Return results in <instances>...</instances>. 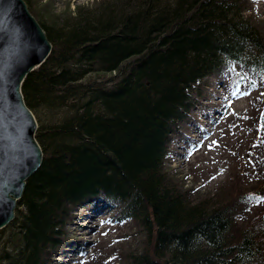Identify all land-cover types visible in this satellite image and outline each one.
I'll list each match as a JSON object with an SVG mask.
<instances>
[{"label": "trees", "instance_id": "16d2710c", "mask_svg": "<svg viewBox=\"0 0 264 264\" xmlns=\"http://www.w3.org/2000/svg\"><path fill=\"white\" fill-rule=\"evenodd\" d=\"M247 7L139 0L94 20L77 7L69 26L42 28L57 48L25 75L21 94L32 113L38 105L69 113L36 129L41 164L0 229V264H50L77 209L98 200L143 234L127 264H264V202L256 200L264 198V105L261 115L256 107L242 117L246 129L260 127L248 188L226 187L207 207L164 169L171 136L204 97L205 78H232L229 92L245 80V90L262 89L255 83L264 77V36L243 18ZM91 72L112 74V83H83Z\"/></svg>", "mask_w": 264, "mask_h": 264}, {"label": "rangeland", "instance_id": "374dc122", "mask_svg": "<svg viewBox=\"0 0 264 264\" xmlns=\"http://www.w3.org/2000/svg\"><path fill=\"white\" fill-rule=\"evenodd\" d=\"M23 1L40 26L48 29L69 26L74 21L77 7L86 12L90 20H94L104 9L111 12L120 10L123 3L132 5L139 2ZM246 1L248 7L242 13L243 18L254 24L264 36V0ZM49 43L51 50L57 48L53 42ZM111 75L91 72L84 76L82 82L109 86L112 83L108 81ZM223 80L222 77L213 76L203 80L204 97L197 102L186 124L181 125L180 132L171 136L164 160V169L174 184L188 192L192 203L202 202L207 207L216 206L222 201L226 187L242 185L248 188L250 178L246 169L260 127L254 123L246 129L242 117L254 112L256 107L261 115L260 107L264 105V77L255 83L258 84L257 88H262L259 94L258 90H245L246 80L243 89L229 92L225 86L232 78ZM68 113L67 107L49 108L43 105H38L33 111L37 127L43 128L60 121ZM259 115L256 117L260 121ZM249 122H254L253 117ZM116 218L115 209L100 200L77 209L67 225L68 243L50 264H127L143 245L144 237L133 222L116 221ZM3 234H0V246L5 239Z\"/></svg>", "mask_w": 264, "mask_h": 264}, {"label": "water", "instance_id": "95a60500", "mask_svg": "<svg viewBox=\"0 0 264 264\" xmlns=\"http://www.w3.org/2000/svg\"><path fill=\"white\" fill-rule=\"evenodd\" d=\"M51 44L23 0H0V229L14 216L25 180L41 164L37 122L21 94L25 75L47 57Z\"/></svg>", "mask_w": 264, "mask_h": 264}, {"label": "snow or ice", "instance_id": "6c2138e0", "mask_svg": "<svg viewBox=\"0 0 264 264\" xmlns=\"http://www.w3.org/2000/svg\"><path fill=\"white\" fill-rule=\"evenodd\" d=\"M3 198H4V192L2 188H0V199H3ZM256 200L257 202H264V198H261V197H257Z\"/></svg>", "mask_w": 264, "mask_h": 264}, {"label": "bare ground", "instance_id": "6f19581e", "mask_svg": "<svg viewBox=\"0 0 264 264\" xmlns=\"http://www.w3.org/2000/svg\"><path fill=\"white\" fill-rule=\"evenodd\" d=\"M69 1L77 2L78 0H69ZM85 220H88V219H85Z\"/></svg>", "mask_w": 264, "mask_h": 264}]
</instances>
